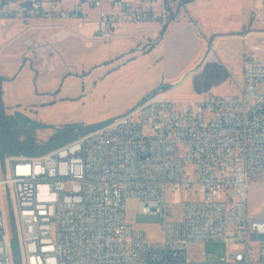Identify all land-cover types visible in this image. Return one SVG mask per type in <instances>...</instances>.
Listing matches in <instances>:
<instances>
[{
	"label": "built area",
	"instance_id": "built-area-1",
	"mask_svg": "<svg viewBox=\"0 0 264 264\" xmlns=\"http://www.w3.org/2000/svg\"><path fill=\"white\" fill-rule=\"evenodd\" d=\"M172 12L170 0H0V18L66 33L67 21L95 23L103 41L117 27L163 30ZM209 46L205 64L218 59ZM258 50L244 54L236 93L157 92L46 153L0 146V264H16L15 241L23 264H264V217L249 210L264 178ZM132 199L139 214L163 216L159 239L129 220ZM207 242L225 254L197 256Z\"/></svg>",
	"mask_w": 264,
	"mask_h": 264
},
{
	"label": "rangeland",
	"instance_id": "rangeland-1",
	"mask_svg": "<svg viewBox=\"0 0 264 264\" xmlns=\"http://www.w3.org/2000/svg\"><path fill=\"white\" fill-rule=\"evenodd\" d=\"M240 4L239 12L247 18L245 22L240 18L242 26L230 33L206 30L196 15L178 2L164 34L162 30L130 25L117 27L114 33L119 36L103 41L97 39L95 26L73 21L69 25L74 33L58 39L56 34L62 30H27L29 24L24 23L22 37L0 53L4 73L0 75V110L9 136L33 142L37 145L33 151L42 154L129 113L157 92L173 91V97L187 99L236 93L243 84L241 60L248 41L232 36L248 34L259 15L264 18V0H247L245 5L242 0ZM16 24H0V35L8 25L10 34L17 31L20 27ZM257 24L262 37L264 23ZM222 36L217 61L202 66L203 46ZM260 54L264 56V49ZM15 152L27 153L22 145ZM252 184L250 213L264 217V178ZM138 205L137 199L129 201V220L151 238L159 239L163 216L139 214ZM9 221L14 235L12 215ZM258 240L264 242V234ZM13 248L15 263L23 264L21 244L15 241ZM206 251L220 257L226 247L224 243L207 242L197 256L203 257ZM189 254L195 253L190 250Z\"/></svg>",
	"mask_w": 264,
	"mask_h": 264
},
{
	"label": "crops",
	"instance_id": "crops-1",
	"mask_svg": "<svg viewBox=\"0 0 264 264\" xmlns=\"http://www.w3.org/2000/svg\"><path fill=\"white\" fill-rule=\"evenodd\" d=\"M240 1L242 2V0H187V1L186 0H170V4H171V9L173 10L174 9L173 6L176 2L184 3L186 5V9L192 14L196 15V17L200 21V24L206 30H223V31H226V33H230L231 31H234L235 29L240 28L242 26V24L239 21L240 18L243 20V22H245L247 18L245 14L241 15L239 12L240 7H241ZM243 1L245 5L247 3V0H243ZM202 7H203V11L201 9ZM73 21L76 22V20H71V21H67L65 24L72 31L68 33H74V28H72L71 25H69ZM174 21H177V20H173L172 22ZM78 22L80 21H77V23ZM257 22L264 23V18L261 15H259V19L253 23L252 29L250 30L248 34L243 35V36H232L235 39H241V40L244 39L245 41L246 40L248 41L247 42L248 49L246 50V52L243 53L242 60H241L242 66H243V57L245 53L253 49L259 48L258 53L260 54L261 51L264 49V44H263L264 35L262 37L259 36V33H260L259 30L261 28H258V27L256 28V26H258ZM13 23H18L16 25L20 28L17 31L12 32L11 34H10L11 28L9 25L7 27L5 26V28L4 27L2 28L3 29L2 31H5V33L4 35H0V46H2L0 53L5 48H7L9 45H11L13 42H15L16 40H19L22 37V34L24 33L22 30V27L24 25L23 22L18 21V20H13V19L0 18V24H13ZM83 24H87V25L91 24L95 26V30H97L98 28L97 24L95 23H83ZM247 24L250 25L251 23L248 22ZM132 26L136 27L137 25H132ZM141 26L144 27L146 25H141ZM40 29H45V28H40ZM156 31L158 32V30ZM60 33H66V31L62 30V32ZM6 35H10V36L6 38ZM58 35L59 33L56 34V37L58 39L65 36L63 35L62 37H58ZM222 38L223 36L219 37V39L216 41L217 44H219ZM259 39H263V40L262 42L257 43ZM208 46H209V43L208 44L206 43L203 46L201 58L204 57V59L202 62V66L205 64L204 61L208 54ZM241 71H242V68H241ZM0 75H4L1 68H0ZM172 92L173 91H171V95H172ZM252 187H253V184L251 186V189Z\"/></svg>",
	"mask_w": 264,
	"mask_h": 264
},
{
	"label": "trees",
	"instance_id": "trees-1",
	"mask_svg": "<svg viewBox=\"0 0 264 264\" xmlns=\"http://www.w3.org/2000/svg\"><path fill=\"white\" fill-rule=\"evenodd\" d=\"M166 28L167 27H165L162 30L161 34H164V32L166 31ZM0 97H1V77H0ZM0 105H1V98H0ZM2 114L3 113L0 110V119L2 118V125H0V146H3L5 149L10 148L13 153L20 154V152H15V151H18L19 146L22 145L27 152L25 154H29V155L36 154V151H33L35 148H37L36 144H34L33 142H29V140L21 141L20 139L16 138V136H11V137L9 136L8 134L9 129L6 124V118ZM95 127H92V128L95 129ZM49 150H44L43 152L46 153Z\"/></svg>",
	"mask_w": 264,
	"mask_h": 264
},
{
	"label": "water",
	"instance_id": "water-1",
	"mask_svg": "<svg viewBox=\"0 0 264 264\" xmlns=\"http://www.w3.org/2000/svg\"><path fill=\"white\" fill-rule=\"evenodd\" d=\"M67 33H59L58 37H62L63 35H66Z\"/></svg>",
	"mask_w": 264,
	"mask_h": 264
},
{
	"label": "bare ground",
	"instance_id": "bare-ground-1",
	"mask_svg": "<svg viewBox=\"0 0 264 264\" xmlns=\"http://www.w3.org/2000/svg\"><path fill=\"white\" fill-rule=\"evenodd\" d=\"M217 46H218V44H217ZM168 93H171V91H169Z\"/></svg>",
	"mask_w": 264,
	"mask_h": 264
}]
</instances>
